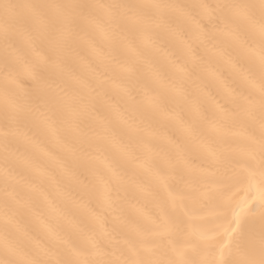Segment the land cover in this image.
Wrapping results in <instances>:
<instances>
[{
    "label": "bare ground",
    "instance_id": "1",
    "mask_svg": "<svg viewBox=\"0 0 264 264\" xmlns=\"http://www.w3.org/2000/svg\"><path fill=\"white\" fill-rule=\"evenodd\" d=\"M2 3L92 7L55 61L46 44L30 43L27 10V26L11 28L6 42L0 8V260L5 240L19 259L244 260V249H224V232L239 214L258 239L264 213L250 158L261 134L258 72L246 51L258 50L259 35L248 21L225 24L219 12L210 20L199 6L251 5L258 26L261 0ZM114 4L148 7L117 26ZM32 67L66 102L47 119L6 118L5 89L30 88ZM241 73L255 74L257 86Z\"/></svg>",
    "mask_w": 264,
    "mask_h": 264
},
{
    "label": "snow or ice",
    "instance_id": "2",
    "mask_svg": "<svg viewBox=\"0 0 264 264\" xmlns=\"http://www.w3.org/2000/svg\"><path fill=\"white\" fill-rule=\"evenodd\" d=\"M92 6L83 4H9L2 3L3 9V33L7 42L10 36V29L14 27H26L25 14L22 10H27V15L31 18L30 43L46 44L51 52L49 59L59 60L67 43V37L73 32V27L78 15H82L85 9ZM113 13V18L119 26L121 19H135L139 16L140 10L148 7L140 4H114L108 6ZM153 8L174 7L171 5H151ZM199 7L207 11L208 18L211 20L217 13H221V19L225 24L232 20L239 19L248 21L258 32L259 47L247 49V55L253 60L258 72L259 87V109L261 113L260 138L253 140L250 149V158L259 168L260 187L257 196L264 203V0H261V19L258 26L255 24L250 9L251 5L231 3L217 5H200ZM55 10L49 17L48 10ZM224 10H227L226 12ZM40 23L37 24L36 21ZM27 75L31 78L32 85L28 89L20 91H10L5 89L3 105L5 117L15 118L17 115L25 114L33 118L47 119L48 114L66 102L65 97L60 93H53L49 82L41 77L36 68L28 70ZM241 78L250 86L256 87L257 77L252 73H241ZM251 114V110L249 111ZM69 132L73 135L79 134V129L75 125L69 126ZM255 198V197H254ZM243 203V202H242ZM235 227H232V225ZM234 234V235H233ZM228 238V243L224 244V249L231 254L233 248L244 249L246 258L239 264H264V213L260 216V231L257 239L254 224L248 219L241 220L239 214H234L229 223L228 229L224 232ZM69 246L67 241L63 242ZM5 259L0 260V264H88L78 258L49 260L41 255L25 259L17 258L19 250L5 240L3 244ZM130 251L135 254L134 246ZM73 257H79L78 249L71 248ZM223 254V249H222ZM46 255V254H45ZM103 264H162L160 261L143 259H112L104 261ZM171 264V262H169ZM223 264H230L223 261Z\"/></svg>",
    "mask_w": 264,
    "mask_h": 264
}]
</instances>
